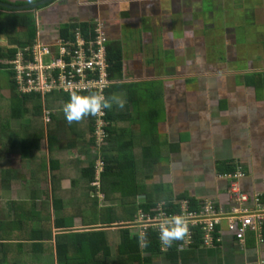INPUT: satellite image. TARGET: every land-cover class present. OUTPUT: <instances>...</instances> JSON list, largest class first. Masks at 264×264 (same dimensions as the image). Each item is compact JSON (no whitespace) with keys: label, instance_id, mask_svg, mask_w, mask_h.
<instances>
[{"label":"crops","instance_id":"0c3cea01","mask_svg":"<svg viewBox=\"0 0 264 264\" xmlns=\"http://www.w3.org/2000/svg\"><path fill=\"white\" fill-rule=\"evenodd\" d=\"M0 1L22 6L42 0ZM221 1L223 12L229 5L235 7L230 13L235 12L237 19L234 14L227 17L230 22L216 29L214 38L201 25L190 22L189 16L209 12L208 0H52L36 9L0 6V24L4 14L31 13L36 39L52 49L64 25L101 22L109 45L120 47L122 55L108 100L116 115L111 120V153L118 151L121 163H133L130 169L137 173L135 178L144 176L151 189L160 187L175 206L180 200L193 199L198 206L212 200L224 215L217 225L222 238L219 244L190 246L171 256L157 253L149 264H264L260 233L248 231L239 242L227 229L225 216L231 214L233 203L228 180L218 175L227 165L235 169L239 164L245 170L239 181L243 191L264 194V0L248 10L241 4L247 0ZM242 20H250L251 27L244 30ZM10 46L0 32V51ZM5 84L0 85V93L8 98L2 95ZM21 124V119H11L12 128ZM43 124L44 135L34 151L20 150L10 132V148L0 147L1 187L8 195L11 183L18 182L11 189L12 198L0 200V221L13 219L12 200L28 201L38 210L49 209L52 220L59 219L63 212L52 208L51 194L86 192L79 160L93 158L96 148L84 137L71 134L62 118L43 119ZM4 158H8L5 164ZM27 179L35 187L26 199L18 196L17 187ZM35 192L41 196L36 197ZM71 199L78 205L82 196ZM145 200L144 193L136 197L138 205ZM101 202L100 206L107 204ZM247 206H253L251 200ZM72 217L68 229L88 230L81 217ZM118 228V223L103 228L113 249L119 242ZM60 231L53 227L54 234ZM8 233L21 236L13 229ZM13 253L7 255V264ZM3 254L1 248L0 256Z\"/></svg>","mask_w":264,"mask_h":264},{"label":"trees","instance_id":"16d2710c","mask_svg":"<svg viewBox=\"0 0 264 264\" xmlns=\"http://www.w3.org/2000/svg\"><path fill=\"white\" fill-rule=\"evenodd\" d=\"M3 17L0 32L5 34L11 46L5 52L0 51V58L4 59L0 63V68L7 74L9 86L8 98H3L0 94V145L3 144L5 149L8 148L10 132L17 140L20 150L25 152L35 150L39 139L44 135L43 115L48 110L51 120L57 121L62 118L71 134L84 137L85 141L96 148V151L93 158L79 160V163L83 164L80 179L84 182L86 192L63 194L62 197L51 194L52 208L55 211L62 210L63 217L52 220L49 209H34L33 204L28 201H11L13 219L7 222L0 221V247L4 253L0 256V264H7L6 257L12 252L14 255L10 258L11 264H149L152 255L162 253L158 241L152 237L149 242L141 246L139 236L130 223L136 219L138 208L144 212H154L160 200H165L166 211L176 210L178 206L165 197L160 187L151 185L158 190L151 189L145 183L144 176L136 179L137 173L130 169L133 163H121L118 151L115 154L111 153L112 150L108 146L113 130L111 120H114L116 115L109 109L108 100L111 98L114 85L111 83L105 93L107 136L97 144L94 134L92 92H76L70 95L62 89H53L42 95L18 91L10 60L17 47L32 46L35 43V18L31 13L17 15L8 13ZM76 26H79L85 34H94L90 22H75L64 25L60 30V36L72 39V32ZM107 58L111 64L110 78L113 80L121 70L120 47L107 43ZM117 107H114L115 111ZM12 118L21 119V126L12 128L10 126ZM42 158H45V155ZM97 160L102 162L98 176L96 175ZM233 170L234 166L227 165V169L220 171ZM129 171H131L130 176L127 174ZM3 174H6L5 171ZM91 191L95 194L91 195ZM142 193L145 194L146 200L145 203L138 205L136 197ZM101 195L103 201L107 203L102 204L104 206H100L98 196ZM78 196H82V201L78 205H73L71 198L75 199ZM48 197L49 195L45 200ZM45 200H42L44 204ZM260 200L264 203V194H261ZM189 205L191 209L199 207L193 199H189ZM75 214L81 217V224L88 227V230L68 229L72 224L67 221L71 220L72 216H76ZM115 223L120 226L118 228L120 233L119 242L113 249L103 228L111 227ZM53 227L62 231L54 234ZM12 229L19 231L21 236L9 234ZM260 237L264 240V223ZM194 239L191 246H199L201 231L198 228L194 233ZM171 240L168 251L164 253L168 256L177 255L181 251L176 248L180 235L175 234Z\"/></svg>","mask_w":264,"mask_h":264},{"label":"built area","instance_id":"2783aa9c","mask_svg":"<svg viewBox=\"0 0 264 264\" xmlns=\"http://www.w3.org/2000/svg\"><path fill=\"white\" fill-rule=\"evenodd\" d=\"M101 24L96 20L93 22V35L85 34L80 27H75L73 38H58L55 49L36 39L32 46L17 47L10 60L17 89L21 93L44 95L53 89H62L70 95L92 92L97 144L107 136L105 93L112 83L109 72L111 64L107 58L108 37ZM43 55L49 57L46 64L42 60ZM44 120H50L48 110L45 111ZM96 163L98 176L102 162L97 160ZM218 175L228 180L233 203L231 214L225 216L227 229L239 242L244 240L248 231L260 233L264 223V203L260 200V193L250 195L241 188L239 181L245 176L243 166L236 164L233 171ZM250 200L252 207L247 206ZM165 206V202H159L154 212L140 210L130 223L137 229L141 246L153 237L158 241L160 252L165 253L171 245V238L179 234L180 241L176 248H187L195 241L196 228L201 231V246H214L222 241L217 225L224 215L212 200H205L197 209H191L188 200L178 201L176 211H166Z\"/></svg>","mask_w":264,"mask_h":264},{"label":"flooded vegetation","instance_id":"af4514ba","mask_svg":"<svg viewBox=\"0 0 264 264\" xmlns=\"http://www.w3.org/2000/svg\"><path fill=\"white\" fill-rule=\"evenodd\" d=\"M207 6L210 7L211 9L208 10L209 12H202L201 16H199L198 12L192 13L190 16V22L196 23L199 26L201 25V28L203 31H207L210 35L211 38L215 37V30L219 29V27L227 22H230L227 17L231 16L234 14V18L237 19L234 13H230V11H235L234 6H228V11H224V6L222 4L221 0H208ZM257 3H261L259 0H247L245 3H241L242 7L244 10H248L250 7H255ZM250 6V7H249ZM252 8V9H253ZM254 18L255 16L252 15ZM240 24V23H239ZM241 27L244 30H247L250 26V20L246 22V20H242V25ZM215 41V40H214Z\"/></svg>","mask_w":264,"mask_h":264},{"label":"rangeland","instance_id":"374dc122","mask_svg":"<svg viewBox=\"0 0 264 264\" xmlns=\"http://www.w3.org/2000/svg\"><path fill=\"white\" fill-rule=\"evenodd\" d=\"M235 23L237 24L238 22H237V20L235 21ZM55 47H57V46H55ZM42 60H43V62L46 64V63H48L49 62V57L47 56V55H43V57H42ZM0 74H1V81H0V85L2 84L3 86H4V83L6 82V84H5V88L3 89V91H6V93H4L3 91V93H2V95L3 96H8V93H7V90H8V88H9V86H8V80H7V77H6V73H5V71H3V70H0ZM5 79V80H4ZM3 81H5V82H3ZM2 86V87H3ZM2 87L0 88V90L2 89ZM1 94V93H0ZM7 98V97H6ZM43 117H44V115H43ZM13 120H14V118H12ZM10 122H11V120H10ZM20 121L18 120V121H15V124H18ZM15 126V125H14ZM12 136V135H11ZM9 137H10V135H9ZM12 138H13V136H12ZM6 144V146H7V142L5 143ZM0 147H1V145H0ZM5 160L3 161V164H5V161H7L8 160V158H4ZM2 168H4V167H2ZM30 179H32V178H30ZM17 181H13L12 183H11V189H12V187L13 188H16V183ZM18 183V182H17ZM1 181H0V200H2V201H5L6 200V198H9V200L12 198V190L11 189H9V194L7 195V193L5 192V189H3L2 187H1ZM15 184V185H14ZM22 184V183H21ZM27 188H26V187ZM24 187V188H23ZM35 187V184L32 182V181H30L29 179H27V182H26V184H22V185H19L18 187H17V193H18V196H20V197H23V198H28V197H30L31 196V194L29 193V191H30V189H32V188H34ZM17 193H16V195H17ZM34 194V193H33ZM34 195H36V197H40L41 196V194L39 193V192H35V194ZM98 198H99V200L100 201H102L101 203H103V197H102V195L101 196H98ZM119 226V225H118ZM120 227V226H119ZM116 232H119V230L117 229L116 230ZM120 233V232H119Z\"/></svg>","mask_w":264,"mask_h":264},{"label":"water","instance_id":"95a60500","mask_svg":"<svg viewBox=\"0 0 264 264\" xmlns=\"http://www.w3.org/2000/svg\"><path fill=\"white\" fill-rule=\"evenodd\" d=\"M52 0H42L36 3H31V4H26V5H22V6H18V5H13V4H9V3H5L3 1H0V6H3L5 8L8 9H21V8H33L36 9V7H38L40 4H45L48 3Z\"/></svg>","mask_w":264,"mask_h":264}]
</instances>
